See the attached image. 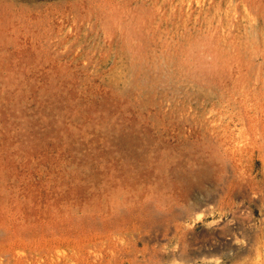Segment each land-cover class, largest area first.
I'll list each match as a JSON object with an SVG mask.
<instances>
[{"label": "rangeland", "instance_id": "374dc122", "mask_svg": "<svg viewBox=\"0 0 264 264\" xmlns=\"http://www.w3.org/2000/svg\"><path fill=\"white\" fill-rule=\"evenodd\" d=\"M150 251L264 264V0H0V264Z\"/></svg>", "mask_w": 264, "mask_h": 264}, {"label": "crops", "instance_id": "0c3cea01", "mask_svg": "<svg viewBox=\"0 0 264 264\" xmlns=\"http://www.w3.org/2000/svg\"><path fill=\"white\" fill-rule=\"evenodd\" d=\"M66 246H67V245H66ZM72 246H73V245H72ZM71 255H73V254H71ZM155 255H156L155 252H153V251L151 252V251H150L149 256H148V258H147V259L149 260L148 264H157V263L154 261V260H156V256H155ZM132 260H133V262H134V259H132ZM79 261H80V260H77V261H76V264H79ZM82 261H83V260H82Z\"/></svg>", "mask_w": 264, "mask_h": 264}]
</instances>
